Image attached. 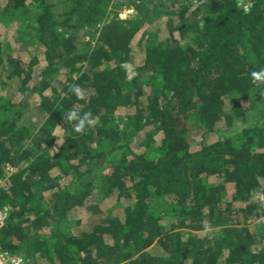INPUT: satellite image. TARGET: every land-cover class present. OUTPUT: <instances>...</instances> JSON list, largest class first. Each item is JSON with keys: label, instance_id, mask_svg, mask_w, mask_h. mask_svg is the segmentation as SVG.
Returning a JSON list of instances; mask_svg holds the SVG:
<instances>
[{"label": "trees", "instance_id": "obj_1", "mask_svg": "<svg viewBox=\"0 0 264 264\" xmlns=\"http://www.w3.org/2000/svg\"><path fill=\"white\" fill-rule=\"evenodd\" d=\"M240 1L134 0L121 19L113 0H0V25L29 24L21 43L38 47L23 61L0 35L2 249L27 264H264L250 201L264 107L234 131L264 104L251 77L264 69V0ZM96 26L95 46L77 50L74 33ZM73 109L95 117L82 133Z\"/></svg>", "mask_w": 264, "mask_h": 264}, {"label": "rangeland", "instance_id": "obj_2", "mask_svg": "<svg viewBox=\"0 0 264 264\" xmlns=\"http://www.w3.org/2000/svg\"><path fill=\"white\" fill-rule=\"evenodd\" d=\"M132 1L134 0H113L114 7H111V8H113L114 11L118 12L120 17L121 15H123L125 18L128 14L133 13V4H130V2ZM54 4H55L54 12L59 13L60 11L59 7H61V5H58L55 2ZM239 6L244 11H248L251 5L247 0H241L239 2ZM18 27H20V23L18 22L8 24L6 27H3L2 25H0V35H1L3 42L9 46L8 51H10L11 56H13L14 58H20L23 61H28L29 55L35 54L38 51V47L37 46L24 47L21 42H25V40H27V38H30L33 33L29 27V24L27 26H23V27L21 26V28H23L21 30ZM98 28H100V26L99 27L96 26L94 32L87 33V31L83 30L84 32H81L79 34L74 33L73 43L76 46L75 48L77 50H82V49L87 50L88 48L94 47L96 44L97 38H98V32H99ZM127 63L130 64V67L135 72L134 78H136L137 62L128 61ZM38 69H39L38 66L34 67L33 68L34 73H37ZM122 70L124 73L123 75L126 79V73H125L124 66H122ZM263 107H264V104H258L253 110H251V112H249L246 115L244 119H241L239 121V124L236 128H234V131L240 129L243 126L254 124L257 114ZM130 111L128 110L127 112H130ZM127 112H125L122 107L118 108V114H120V116H124V114ZM192 131L193 132L189 133L190 139L198 140L199 133H196L193 128H192ZM231 132L233 131L231 130ZM155 142L158 144L159 138H156ZM258 184H259L258 188L255 191H253L250 196V201L258 206V208L260 209L259 213H262V216H264V179H259ZM88 223L89 221L86 218L82 219L80 221V224L73 228V232L76 233L78 231L86 229L88 227ZM20 255L22 256L23 254H20Z\"/></svg>", "mask_w": 264, "mask_h": 264}, {"label": "clouds", "instance_id": "obj_3", "mask_svg": "<svg viewBox=\"0 0 264 264\" xmlns=\"http://www.w3.org/2000/svg\"><path fill=\"white\" fill-rule=\"evenodd\" d=\"M120 18L123 19L124 16L121 15ZM251 77L253 81L264 80V69H261L260 71H253L251 73ZM70 91L77 97V99H82L84 96V93L79 85H72ZM66 119L69 122L76 121L74 130L78 133H82L85 131L86 127L91 126L95 122V117H93L90 112H85L81 116L75 109L67 111ZM204 230H209L207 224L204 225Z\"/></svg>", "mask_w": 264, "mask_h": 264}, {"label": "built area", "instance_id": "obj_4", "mask_svg": "<svg viewBox=\"0 0 264 264\" xmlns=\"http://www.w3.org/2000/svg\"><path fill=\"white\" fill-rule=\"evenodd\" d=\"M122 66L125 68L126 80H131L135 76V72L127 62L123 63ZM7 171H12L9 166L6 167ZM9 208L7 206L0 207V230L4 227L5 222L8 218ZM0 264H27L23 256L18 253H11L1 248L0 245Z\"/></svg>", "mask_w": 264, "mask_h": 264}]
</instances>
